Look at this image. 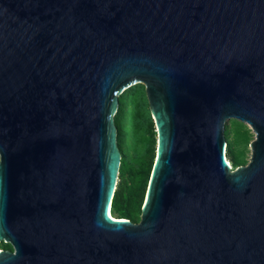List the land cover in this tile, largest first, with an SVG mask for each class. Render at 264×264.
Returning <instances> with one entry per match:
<instances>
[{"label": "water", "instance_id": "water-1", "mask_svg": "<svg viewBox=\"0 0 264 264\" xmlns=\"http://www.w3.org/2000/svg\"><path fill=\"white\" fill-rule=\"evenodd\" d=\"M156 151L111 218L119 97ZM254 134L231 169L224 128ZM0 264H264V0H0Z\"/></svg>", "mask_w": 264, "mask_h": 264}, {"label": "trees", "instance_id": "trees-1", "mask_svg": "<svg viewBox=\"0 0 264 264\" xmlns=\"http://www.w3.org/2000/svg\"><path fill=\"white\" fill-rule=\"evenodd\" d=\"M114 121L121 159L111 211L119 218H128L137 222L156 151L155 125L145 92L139 83L127 88L120 95ZM230 127L233 130L232 133ZM224 136L226 157L231 160L233 166L245 164L247 162L244 158L245 146L250 142L251 137L249 128L243 122L233 119L225 125ZM140 143L143 144V150L134 160L130 152L137 150V145ZM238 144L243 146L239 148ZM0 248L12 250L10 244L2 241Z\"/></svg>", "mask_w": 264, "mask_h": 264}, {"label": "rangeland", "instance_id": "rangeland-1", "mask_svg": "<svg viewBox=\"0 0 264 264\" xmlns=\"http://www.w3.org/2000/svg\"><path fill=\"white\" fill-rule=\"evenodd\" d=\"M141 86H142V90L144 91V85L143 84H141V83H139ZM133 86V85H132ZM131 87V86H130ZM231 120H233V119H231ZM228 122H226V124H227ZM225 124V125H226ZM246 126H247V128H249V130H250V134H251V137H250V141L253 139V137H254V134H253V132L251 131V129H250V127L246 124V123H244ZM230 126V125H229ZM155 128V127H154ZM230 130H231V133L233 132V130H232V128L230 127ZM250 143V142H249ZM249 143H247L246 144V146H245V154H244V158L246 159V161H248V158H249V155H250V148H249ZM156 144V143H155ZM241 146H243V144H238L237 145V147H241ZM143 150V144L142 143H140V144H138L137 145V150H131V155H132V158L134 159V160H136L137 158H138V155H139V153L141 152ZM227 158V157H226ZM227 160H229V162H230V166H231V169H235L236 168V166H233V164H232V162H231V160L229 159V158H227ZM153 161V160H152ZM148 179H147V182H146V184L148 185ZM146 189H147V187L145 186V193H146ZM145 193H144V197H143V202H144V198H145ZM143 202H142V204H141V207H140V211H141V208H142V205H143ZM113 216L114 217H117V215H115V214H113Z\"/></svg>", "mask_w": 264, "mask_h": 264}, {"label": "bare ground", "instance_id": "bare-ground-1", "mask_svg": "<svg viewBox=\"0 0 264 264\" xmlns=\"http://www.w3.org/2000/svg\"><path fill=\"white\" fill-rule=\"evenodd\" d=\"M228 164H230L229 160H228ZM110 217H111V218H116V217H114V216H113V215H111V214H110Z\"/></svg>", "mask_w": 264, "mask_h": 264}, {"label": "built area", "instance_id": "built-area-1", "mask_svg": "<svg viewBox=\"0 0 264 264\" xmlns=\"http://www.w3.org/2000/svg\"><path fill=\"white\" fill-rule=\"evenodd\" d=\"M228 162V161H227Z\"/></svg>", "mask_w": 264, "mask_h": 264}]
</instances>
